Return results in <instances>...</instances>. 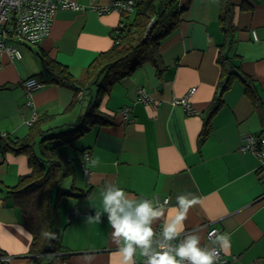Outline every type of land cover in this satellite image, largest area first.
<instances>
[{
  "label": "crops",
  "instance_id": "crops-1",
  "mask_svg": "<svg viewBox=\"0 0 264 264\" xmlns=\"http://www.w3.org/2000/svg\"><path fill=\"white\" fill-rule=\"evenodd\" d=\"M72 1L81 8H58L50 34L40 43L17 45L21 58L0 55V133L23 137L29 122L41 117L46 119V136L56 135L73 128L95 104L98 87L85 79L84 71L110 49L138 5L133 11H102L91 0ZM113 1L97 3L103 7ZM229 1L233 32L227 38L220 19L222 0H180L185 9L177 27L160 39L158 63H142L104 96L100 110L112 123L89 125L73 142V151H63L73 157L75 174L68 177L69 188L62 189L76 194L61 199V251L54 264H123L107 214L102 222L86 219L102 208L100 193L110 183L154 205L156 195L170 197L154 229L176 214L178 195L192 193L199 202L189 209L186 232L198 230L201 243H211L207 229L213 224L218 234H229L230 248L222 251L229 259L235 257L234 264H264V173L259 157L241 149L247 135L259 138L263 132L260 115L242 78L223 89L218 61L220 55L232 59L242 77L253 83L264 109V0ZM41 52L69 67L82 87L77 95L65 85L43 84L28 103L24 83L40 72ZM192 87L196 91L190 102L197 114L171 102ZM140 88L150 94L149 103L140 100ZM221 95L222 105L202 139L210 105ZM81 149L91 156L85 167ZM30 171L24 153L9 152L0 164V254L6 257L0 264H34L37 256L31 250L32 232L11 192ZM141 259L138 250L135 264Z\"/></svg>",
  "mask_w": 264,
  "mask_h": 264
},
{
  "label": "trees",
  "instance_id": "trees-1",
  "mask_svg": "<svg viewBox=\"0 0 264 264\" xmlns=\"http://www.w3.org/2000/svg\"><path fill=\"white\" fill-rule=\"evenodd\" d=\"M138 1L133 20L116 35L110 49L101 52L85 69V79H89L88 82L91 81V84H96L98 94L95 104L74 127L56 135L46 136V130L43 129L46 119L39 117L31 124L25 136L12 137L7 133V136L1 139L0 155L3 159L9 152L24 153L30 162L31 171L20 178L11 192L21 208L24 224L33 235L31 250L37 254L32 260L34 264H54L57 259L56 253L61 251L59 236L61 199L65 195L76 194L73 190L58 188L66 178L75 174L73 157L60 148L73 144L91 124L112 123L110 117L100 110L104 96L113 84L133 73L142 63L148 61L158 63L160 39L177 27L185 9L180 0ZM231 18V2L222 0L220 19L227 38L232 37ZM232 40L229 39L230 42ZM40 59V72L29 79L34 78L45 85L68 86L76 95L82 90L80 82L74 78L68 66L61 64L46 52H41ZM218 61L222 68L221 80L224 90L228 89L236 78H242L245 82L246 92L256 104L264 132V109L253 83L249 78L242 77L229 56L220 55ZM222 102L221 95L210 105V116L205 123L202 139L208 136L210 119L219 110ZM263 132L259 138L263 136ZM82 152L84 154L87 151L83 149Z\"/></svg>",
  "mask_w": 264,
  "mask_h": 264
},
{
  "label": "clouds",
  "instance_id": "clouds-1",
  "mask_svg": "<svg viewBox=\"0 0 264 264\" xmlns=\"http://www.w3.org/2000/svg\"><path fill=\"white\" fill-rule=\"evenodd\" d=\"M100 197L102 208L86 219L102 222L101 217L107 214L113 237L120 243L118 253L123 264H135L138 250L144 264H220L221 250L230 248L227 233L209 232L207 239L211 243L202 244L198 230L185 231L184 221L189 209L199 202L192 193L176 197V214L165 221L159 233L154 230L153 223L165 216L163 205H154L143 195L135 197L111 183L104 187Z\"/></svg>",
  "mask_w": 264,
  "mask_h": 264
},
{
  "label": "built area",
  "instance_id": "built-area-1",
  "mask_svg": "<svg viewBox=\"0 0 264 264\" xmlns=\"http://www.w3.org/2000/svg\"><path fill=\"white\" fill-rule=\"evenodd\" d=\"M138 0H115L111 5L101 7L97 0H91V6L102 11L118 10V11H133L138 5ZM80 9L81 5L72 0H0V55L7 52L16 58L22 57V52L18 48V44L25 43L28 45H36L46 38L53 26L54 13L58 8ZM123 28L118 29V33ZM25 86L28 89L32 104V91L43 84L36 79H28L25 81ZM196 88L192 87L189 91L181 96H174L171 102L174 105L185 107L189 114H197L199 111L190 102L191 96L195 93ZM139 98L145 103L151 101L150 94L144 88L138 90ZM124 117L130 120V111L128 108L123 109ZM35 118V117H34ZM33 123V120L29 122ZM6 132L0 133L1 139L6 137ZM241 149L243 151L250 150L254 152L260 159V169L264 173V136L256 138L254 135H247L245 142ZM91 156L89 152L83 154L82 163L85 167L90 161ZM3 162V156L0 155V163ZM88 173V169H86ZM167 201V203H165ZM156 205H163L166 207L170 203V197H161L156 195ZM157 233L162 230V227L157 226L154 229ZM220 229L216 226L209 225L207 229V236L209 232L219 233ZM210 242V241H209ZM5 256L0 254V260H5ZM234 258L229 259L221 250L219 255L220 264H234ZM139 264H144V258L140 260Z\"/></svg>",
  "mask_w": 264,
  "mask_h": 264
},
{
  "label": "rangeland",
  "instance_id": "rangeland-1",
  "mask_svg": "<svg viewBox=\"0 0 264 264\" xmlns=\"http://www.w3.org/2000/svg\"><path fill=\"white\" fill-rule=\"evenodd\" d=\"M64 131V130H63ZM52 132H54V131H52ZM59 132V131H58ZM47 134H54V133H47ZM76 142H78V140L76 141ZM74 147V143L73 144H69V145H64V146H62V148H61V151H64L65 150V148H67V149H69L70 151H73V147ZM70 179L71 178H66L60 185H59V187L58 188H64V189H67V188H69L68 186H70V184H68V182L70 181Z\"/></svg>",
  "mask_w": 264,
  "mask_h": 264
},
{
  "label": "water",
  "instance_id": "water-1",
  "mask_svg": "<svg viewBox=\"0 0 264 264\" xmlns=\"http://www.w3.org/2000/svg\"><path fill=\"white\" fill-rule=\"evenodd\" d=\"M151 28V27H150ZM150 28H149V30H150Z\"/></svg>",
  "mask_w": 264,
  "mask_h": 264
}]
</instances>
